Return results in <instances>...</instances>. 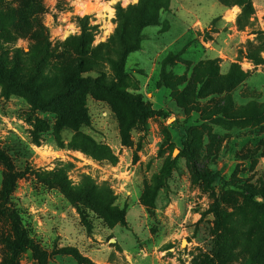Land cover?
Returning a JSON list of instances; mask_svg holds the SVG:
<instances>
[{
  "label": "rangeland",
  "instance_id": "rangeland-1",
  "mask_svg": "<svg viewBox=\"0 0 264 264\" xmlns=\"http://www.w3.org/2000/svg\"><path fill=\"white\" fill-rule=\"evenodd\" d=\"M138 2L0 0V61L34 71L38 55L45 61L40 49L55 56L80 34L85 16L97 25L94 46L107 43L118 27L117 6ZM251 2L245 16L239 0H170L159 24L143 31L127 59L125 90L163 116L133 122L87 84L90 124L75 132L0 83V150L20 176L6 199L0 162V264H37L31 248L13 253L16 221L48 264H81L65 254L68 247L94 264H202L214 258L215 244L223 264H249L250 206L221 186L212 195L194 178L187 150L210 176L241 186L264 180V122L246 116L264 110V0ZM235 64L247 77L229 90ZM106 71L109 80L107 63ZM59 174L100 191L107 211L85 205L82 216L45 183Z\"/></svg>",
  "mask_w": 264,
  "mask_h": 264
},
{
  "label": "trees",
  "instance_id": "trees-1",
  "mask_svg": "<svg viewBox=\"0 0 264 264\" xmlns=\"http://www.w3.org/2000/svg\"><path fill=\"white\" fill-rule=\"evenodd\" d=\"M239 5L242 7L243 15L248 16L253 13L251 0H239ZM162 7L168 9L170 0H139L136 5L128 9L118 5V27L115 34L107 43L98 46H94L97 25L91 23L90 16L78 18L80 34L63 43L55 56L50 54L49 49H40V54H45V61L41 55H38L39 62L34 71L24 70L19 66L10 67L0 61V83L4 85V92L8 95L15 93L25 97L39 111L54 112L75 132H79L82 126L90 124L86 96L83 93V88L87 84L110 96L120 107L126 109L131 114L133 122L141 120L145 115H166L164 111L145 109L138 98L125 90L127 59L132 52L140 49L143 31L159 24ZM50 61L53 65L49 63ZM106 63L113 73V77L109 80H105ZM93 74L98 75V78H94ZM246 77L241 67L233 65L227 78L228 89L237 88ZM246 116L264 122V110L248 113ZM93 147L95 151L94 143ZM83 152L94 155L87 148H83ZM187 157L194 178L203 183L212 195H215L217 187L221 186L224 190L240 195L245 204L250 206L253 218L250 220L251 224H247L246 227L248 233L253 231L255 236L249 264H264V180L245 186L232 184L221 176H210L203 172L190 150H187ZM0 162L5 165L8 172L5 197L9 199L20 176L10 166L8 158L1 150ZM45 183L50 188H59L66 199L78 206L82 216L85 215V205L99 207L105 211L109 208L100 191L93 186L85 188L73 186L64 174L56 175ZM13 227L16 235L14 243L11 244L14 255L18 257L21 252L31 248L37 256V264H48L47 254L35 247L17 221L14 222ZM236 235L240 240L245 238V234L241 232H237ZM215 246L214 258H209L202 264H223V253L217 244ZM64 252L73 255L81 264H94L90 259L82 257L77 248L68 247Z\"/></svg>",
  "mask_w": 264,
  "mask_h": 264
}]
</instances>
